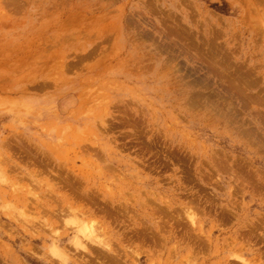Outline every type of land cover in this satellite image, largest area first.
Segmentation results:
<instances>
[{
    "label": "rangeland",
    "instance_id": "374dc122",
    "mask_svg": "<svg viewBox=\"0 0 264 264\" xmlns=\"http://www.w3.org/2000/svg\"><path fill=\"white\" fill-rule=\"evenodd\" d=\"M0 264H264V0H0Z\"/></svg>",
    "mask_w": 264,
    "mask_h": 264
},
{
    "label": "bare ground",
    "instance_id": "6f19581e",
    "mask_svg": "<svg viewBox=\"0 0 264 264\" xmlns=\"http://www.w3.org/2000/svg\"><path fill=\"white\" fill-rule=\"evenodd\" d=\"M85 227H87V225H84ZM86 229V228H85ZM75 245V244H74ZM86 246V245H85ZM73 247V246H72ZM52 256V255H51Z\"/></svg>",
    "mask_w": 264,
    "mask_h": 264
},
{
    "label": "trees",
    "instance_id": "16d2710c",
    "mask_svg": "<svg viewBox=\"0 0 264 264\" xmlns=\"http://www.w3.org/2000/svg\"><path fill=\"white\" fill-rule=\"evenodd\" d=\"M217 6V5H216Z\"/></svg>",
    "mask_w": 264,
    "mask_h": 264
}]
</instances>
